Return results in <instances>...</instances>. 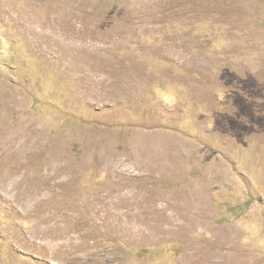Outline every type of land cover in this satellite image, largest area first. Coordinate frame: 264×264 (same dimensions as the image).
<instances>
[{
    "label": "rangeland",
    "instance_id": "obj_1",
    "mask_svg": "<svg viewBox=\"0 0 264 264\" xmlns=\"http://www.w3.org/2000/svg\"><path fill=\"white\" fill-rule=\"evenodd\" d=\"M0 264H264V0H0Z\"/></svg>",
    "mask_w": 264,
    "mask_h": 264
},
{
    "label": "bare ground",
    "instance_id": "obj_2",
    "mask_svg": "<svg viewBox=\"0 0 264 264\" xmlns=\"http://www.w3.org/2000/svg\"><path fill=\"white\" fill-rule=\"evenodd\" d=\"M133 204V203H132ZM142 204V203H141ZM136 214V213H135ZM158 219V218H157ZM153 225V224H152Z\"/></svg>",
    "mask_w": 264,
    "mask_h": 264
}]
</instances>
